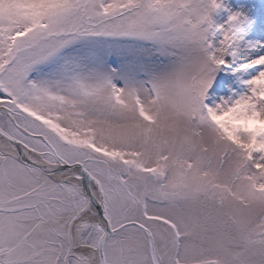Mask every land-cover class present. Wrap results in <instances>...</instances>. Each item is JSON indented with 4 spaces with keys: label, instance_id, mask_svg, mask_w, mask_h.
I'll return each instance as SVG.
<instances>
[{
    "label": "snow or ice",
    "instance_id": "1",
    "mask_svg": "<svg viewBox=\"0 0 264 264\" xmlns=\"http://www.w3.org/2000/svg\"><path fill=\"white\" fill-rule=\"evenodd\" d=\"M0 264H264V0H0Z\"/></svg>",
    "mask_w": 264,
    "mask_h": 264
}]
</instances>
